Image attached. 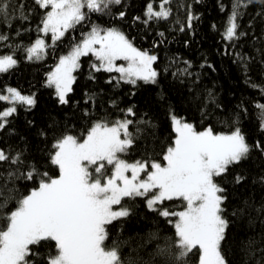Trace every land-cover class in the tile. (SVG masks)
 I'll list each match as a JSON object with an SVG mask.
<instances>
[{
  "label": "trees",
  "instance_id": "16d2710c",
  "mask_svg": "<svg viewBox=\"0 0 264 264\" xmlns=\"http://www.w3.org/2000/svg\"><path fill=\"white\" fill-rule=\"evenodd\" d=\"M4 2L9 4L10 14L0 15V35L7 36L0 41V56L12 55L17 64L0 73V94L14 88L34 97L35 105L17 104V111L0 131V149L11 157L19 153L24 161L23 165L0 164L3 177L7 178L10 170L19 167L23 173L31 166L57 176L58 168L50 163L53 143L67 134L82 140L97 122L132 120L128 130L133 144L120 157L129 163L140 160L162 165L163 155L176 136L172 115L193 124L197 131L211 127L215 133L226 134L239 127L253 148L246 160L216 178L225 189L224 216L229 221L222 249L228 264H264V150L254 147L257 143L264 145V114L256 107L264 104V92L260 90L264 88V0H242L247 7L238 9L237 38L232 41L225 40L223 34L236 0H171L166 5L171 10L169 17L151 20L145 16L147 4L159 10L162 0H122L106 14L88 13L84 22L46 48L41 61L29 60L27 48L43 36L37 29L42 27L47 10L39 8L34 0ZM190 16L194 17L191 21ZM93 26L116 28L136 48L156 55V83H118L115 73L96 72L92 65L99 62L88 54L80 58V67L73 73L76 80L66 97L68 103L61 104L47 86V76L58 57L80 42ZM45 39L49 41L50 36ZM253 83L260 87L253 88ZM7 106L0 102V111ZM129 108L134 116L126 115ZM110 171L108 166V174ZM237 176L243 177L240 183H236ZM33 186L34 181L23 178L9 183L14 198L0 208V227L7 224L6 217ZM122 203L130 215L109 226V242L119 244L122 256L151 260V264H172L169 256L156 253L175 239L176 218L171 217L170 223L150 211L144 198H125ZM164 206L171 211L185 207L182 201L165 202ZM238 209L243 212L233 215ZM49 254H55L54 242L52 247L41 248L36 259L47 264ZM187 264H198V254H190Z\"/></svg>",
  "mask_w": 264,
  "mask_h": 264
},
{
  "label": "snow or ice",
  "instance_id": "6c2138e0",
  "mask_svg": "<svg viewBox=\"0 0 264 264\" xmlns=\"http://www.w3.org/2000/svg\"><path fill=\"white\" fill-rule=\"evenodd\" d=\"M34 2L41 9H50L45 12L42 27L37 31L45 36L50 33L54 45L70 29L84 22L88 13L106 14L112 5H120L122 0ZM170 2L162 0L159 10H154L153 4L148 3L145 16L149 20L167 19L171 10L166 5ZM241 6L247 7L242 0H236L223 34L225 40L237 38L238 9ZM8 8L9 4L0 0V15H9ZM124 15L120 13L121 18ZM21 17L27 19L22 12ZM193 18L190 16L189 21ZM188 26L191 27L190 22ZM6 39L7 36L0 35V41ZM47 47L44 39L37 38L27 48L28 59H42ZM89 53L99 61L92 68L96 72L118 73V83H156L158 72L153 67L156 55L136 48L116 28L93 26L80 43L60 57L48 76L47 86L55 89L61 104L68 103L66 97L76 80L73 73L80 67V58ZM117 61L125 63L118 64ZM16 64L12 55L0 56V73L9 71ZM251 86L260 87L254 83ZM260 90L264 92V88ZM6 91L7 95L0 94V101L12 106L0 111V131L17 111V104L35 105L32 96L22 95L10 87ZM256 107L264 114V104ZM126 115L134 116L135 113L129 108ZM171 120L176 136L173 145L163 155L166 162L163 165L140 160L129 163L120 157L119 154L126 153L133 144L128 130L133 121L123 119L111 124L95 123L82 140L72 134L57 139L52 145L54 151L50 153V163L58 168L59 174L55 177L35 166L23 173L19 167L10 170L7 178L0 173V180H3L0 183V208L14 198V189L9 187L12 180L23 178L35 182V186L18 200L16 209L6 217L7 224L0 227V264H44L36 258L40 256L41 248L52 247L53 242L55 254L46 257L47 264H151V260L122 256L119 244L109 242V226L130 215L129 208L122 201L137 197L144 198L150 211L169 219L170 223L173 222L171 217L176 218L175 239L170 245L158 248L157 255L169 256L172 264H187L190 254H198V264H228L222 249L229 225L224 216L226 197L222 193L225 189L216 178L246 160L253 145L246 141L239 127L230 133H215L211 127L197 131L193 124L176 115H172ZM261 128L264 130V119ZM254 147L264 150V145L259 143ZM5 162L24 164L21 154L11 157L0 149V164ZM108 166H112L110 174ZM235 180L240 183L243 177L237 176ZM171 201H182L184 209L169 210L164 205ZM238 212L242 213L243 209L234 211L233 215Z\"/></svg>",
  "mask_w": 264,
  "mask_h": 264
},
{
  "label": "rangeland",
  "instance_id": "374dc122",
  "mask_svg": "<svg viewBox=\"0 0 264 264\" xmlns=\"http://www.w3.org/2000/svg\"><path fill=\"white\" fill-rule=\"evenodd\" d=\"M48 10H50V9H47V11H48ZM84 11L87 12V9H85ZM91 29H92V28H91ZM91 29H90L88 32H90ZM88 32H87V33H88ZM87 33H86V34H87ZM86 34H85V35H86ZM42 35H43V36H42L41 38L45 40V43H46L47 45L53 46L52 39H51V34H50V33L48 34V35L50 36V39H49V41H47V42H46V39H45V35H44L43 33H42ZM65 35H66V33H65ZM65 35H64V36H65ZM85 35H84V36H85ZM63 38H64V37H63ZM63 38H62V39H63ZM82 40H83V39H82ZM82 40H81V41H82ZM59 41H60V40H59ZM81 41H80V42H81ZM57 42H58V41H57ZM57 42H56V43H57ZM80 42H78V43H80ZM56 43H55V44H56ZM78 43H77V44H78ZM33 44H34V43H33ZM55 44H54V45H55ZM31 46H32V45H31ZM31 46H30V47H31ZM71 48H72V47H71ZM71 48H70L67 52L61 54V55L58 57L55 66L58 64L60 57H61V56H64V55H67V54L69 53V51L71 50ZM89 54L92 55L91 53H89ZM92 56H93V55H92ZM44 57H45V54H43V58H44ZM94 57H95V56H94ZM43 58H42V59H43ZM42 59H40V60L32 59V60H33V61H41ZM98 62H99V61H98ZM117 63H118V64H124L125 62H124V61H117ZM153 65H154V64H153ZM55 66H54V68L51 69V71L49 72V74L55 69ZM49 74H48V76H49ZM115 74H116V77L119 79V74H118V73H115ZM48 76H47V80H48ZM51 88L53 89V91H54L56 97L58 98V96H57V94H56V92H55V89H54L53 87H51ZM7 94H8L7 91H5L4 95H7ZM58 100H59V99H58ZM0 102H1V103H4V104H7V105H8L7 107H10V105H9L7 102H3V101H0ZM11 106H12V105H11ZM5 109H6V108H5ZM122 138H123V136H122ZM119 155H121V154H119ZM164 162H165V161H164ZM165 163H166V162H165ZM165 163H164V164H165ZM111 167H112V166H110V168H111ZM128 175H131V173H128ZM142 175H143V174H142ZM114 208H119V206H114Z\"/></svg>",
  "mask_w": 264,
  "mask_h": 264
}]
</instances>
